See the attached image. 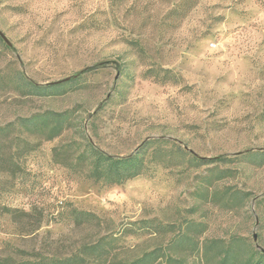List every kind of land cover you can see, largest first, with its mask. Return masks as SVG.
I'll return each instance as SVG.
<instances>
[{
    "label": "rangeland",
    "instance_id": "374dc122",
    "mask_svg": "<svg viewBox=\"0 0 264 264\" xmlns=\"http://www.w3.org/2000/svg\"><path fill=\"white\" fill-rule=\"evenodd\" d=\"M0 29V264H264V0H0ZM91 145L143 172L90 178Z\"/></svg>",
    "mask_w": 264,
    "mask_h": 264
},
{
    "label": "trees",
    "instance_id": "16d2710c",
    "mask_svg": "<svg viewBox=\"0 0 264 264\" xmlns=\"http://www.w3.org/2000/svg\"><path fill=\"white\" fill-rule=\"evenodd\" d=\"M30 86L36 89H46V87L39 86L33 82H28ZM70 112H54V111H47L43 115H34L27 119L30 125L34 127H45L49 130L48 139L58 136L65 127H67L70 123ZM40 117V118H39ZM36 131V130H35ZM88 152H82L80 154V158L85 159L90 158V170L88 176L96 181H102L106 185H113V184H120L130 178L136 177L143 172V162L141 158H139L138 154L129 155L127 157H116L110 154H107L100 149H97L93 145L90 146V149L87 150ZM89 153V157L87 156ZM73 212L79 217L86 219H90L93 217L94 214L87 211L76 210L74 209ZM184 239L186 243H188L191 238L187 234L178 237L177 240L181 241ZM218 242L215 240L204 242L202 248V254L207 257L212 250H216ZM222 245L221 259L219 264H235V254L232 252L234 247V242L228 243L226 246ZM98 246H90V252H94ZM201 247H196V251L200 252ZM25 253L24 259L17 264H84L86 261L85 256L82 252L73 253L69 256L65 257H57V256H50V255H39V254H26ZM163 257V252L160 250H152L146 252L141 257L136 260L131 261L129 264H155V262ZM172 259L168 261L167 264L171 263ZM258 264L262 263V259L255 261L253 258H249L246 264Z\"/></svg>",
    "mask_w": 264,
    "mask_h": 264
},
{
    "label": "water",
    "instance_id": "95a60500",
    "mask_svg": "<svg viewBox=\"0 0 264 264\" xmlns=\"http://www.w3.org/2000/svg\"><path fill=\"white\" fill-rule=\"evenodd\" d=\"M0 35L2 36V38L8 43L11 44L10 40L7 38V36L4 34V32L0 29ZM70 78H65L56 82H52V84H56V83H61V82H65L68 81Z\"/></svg>",
    "mask_w": 264,
    "mask_h": 264
}]
</instances>
